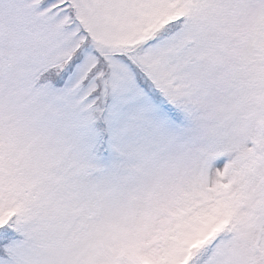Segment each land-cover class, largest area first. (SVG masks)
Masks as SVG:
<instances>
[{
    "label": "snow or ice",
    "instance_id": "1",
    "mask_svg": "<svg viewBox=\"0 0 264 264\" xmlns=\"http://www.w3.org/2000/svg\"><path fill=\"white\" fill-rule=\"evenodd\" d=\"M0 264H264V0H0Z\"/></svg>",
    "mask_w": 264,
    "mask_h": 264
}]
</instances>
